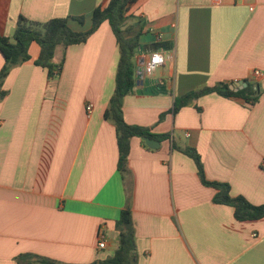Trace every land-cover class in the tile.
Masks as SVG:
<instances>
[{"label": "crops", "instance_id": "obj_1", "mask_svg": "<svg viewBox=\"0 0 264 264\" xmlns=\"http://www.w3.org/2000/svg\"><path fill=\"white\" fill-rule=\"evenodd\" d=\"M109 1L0 0V32L12 37L21 16L83 17L70 27L86 31ZM125 28L146 41L135 55L124 118L169 138L156 139V149L132 138L129 171H119L116 128L104 116L120 59L108 21L86 43L57 48L55 63L64 61L58 78L35 64L41 48L32 43L31 59L12 69L0 99V264H40L23 254L60 264L111 258L127 207L136 264H264V218L238 221L233 207L215 203L217 190L179 149L198 151L209 181L264 204V0H138ZM157 32L172 45L170 59L139 77ZM4 64L0 53V71ZM242 80L257 86L255 105L211 93L174 112L178 98Z\"/></svg>", "mask_w": 264, "mask_h": 264}, {"label": "trees", "instance_id": "obj_2", "mask_svg": "<svg viewBox=\"0 0 264 264\" xmlns=\"http://www.w3.org/2000/svg\"><path fill=\"white\" fill-rule=\"evenodd\" d=\"M138 0H110L106 6L95 9L92 16V25L86 31H75L70 27V21L84 23L83 17L52 18L46 22H38L21 16L12 37L4 36L0 32V53L5 59V64L0 71V99H4L7 92L3 89L6 78L12 69L23 62L29 61L30 46L32 43L39 44L41 50L37 66L47 70L49 78L61 76L64 61L55 63V54L59 46L66 49L72 45L83 44L100 28L103 22L108 21L120 46V59L116 74V87L105 111V118L111 121L117 133L119 150L118 168L122 175L129 171L128 159L131 149V140L134 137H150L160 141L168 139L169 135H154L145 127L130 125L124 118V99L134 91L136 86L135 55L141 47L142 31L133 32L132 28H125L130 8ZM171 50L170 42L156 43L152 50ZM217 93L223 97L237 98L245 103L255 105L259 100L258 88L250 83L238 92L230 89L228 84H219L213 87H204L192 92L175 101L174 112L187 106L192 99H197L207 94ZM191 157L198 168L201 182L217 190L214 202L228 205L235 209V218L238 221H251L264 218V204L254 205L244 196H233L231 186L228 183L211 182L207 179L204 165L198 151L190 146L180 148ZM119 232V247L114 256L94 264H136V229L133 213L129 207L121 211L120 218L116 223ZM20 259L35 261L40 264H60L58 261L34 254H23Z\"/></svg>", "mask_w": 264, "mask_h": 264}, {"label": "built area", "instance_id": "obj_3", "mask_svg": "<svg viewBox=\"0 0 264 264\" xmlns=\"http://www.w3.org/2000/svg\"><path fill=\"white\" fill-rule=\"evenodd\" d=\"M163 33H156V40L158 43L163 42ZM170 59L168 52L165 49H159L155 51H151L142 57H140V68L142 70V77L147 75H151L156 69L164 66L167 61ZM254 75L259 77L261 75L260 71H254ZM92 111V106L88 107V112ZM107 246V240L104 234H100V243L99 248L105 249Z\"/></svg>", "mask_w": 264, "mask_h": 264}, {"label": "water", "instance_id": "obj_4", "mask_svg": "<svg viewBox=\"0 0 264 264\" xmlns=\"http://www.w3.org/2000/svg\"><path fill=\"white\" fill-rule=\"evenodd\" d=\"M139 77H142V70L140 71ZM248 84H249V81L247 80L238 81V82L231 84L230 89L238 92L246 88ZM142 139L145 141L146 145L152 149H156L160 145L159 141L156 139H152L150 137H143Z\"/></svg>", "mask_w": 264, "mask_h": 264}, {"label": "rangeland", "instance_id": "obj_5", "mask_svg": "<svg viewBox=\"0 0 264 264\" xmlns=\"http://www.w3.org/2000/svg\"><path fill=\"white\" fill-rule=\"evenodd\" d=\"M145 39H146L145 36L142 35L141 40H140L141 45L144 44V41H146ZM139 49H140V48H139ZM139 49H138V50H139ZM140 51H141V49H140Z\"/></svg>", "mask_w": 264, "mask_h": 264}]
</instances>
